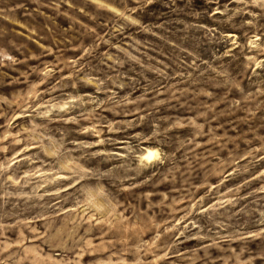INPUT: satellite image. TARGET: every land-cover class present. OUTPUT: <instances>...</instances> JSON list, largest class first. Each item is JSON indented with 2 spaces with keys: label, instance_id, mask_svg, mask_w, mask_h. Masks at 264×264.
<instances>
[{
  "label": "rangeland",
  "instance_id": "1",
  "mask_svg": "<svg viewBox=\"0 0 264 264\" xmlns=\"http://www.w3.org/2000/svg\"><path fill=\"white\" fill-rule=\"evenodd\" d=\"M0 264H264V0H0Z\"/></svg>",
  "mask_w": 264,
  "mask_h": 264
},
{
  "label": "bare ground",
  "instance_id": "2",
  "mask_svg": "<svg viewBox=\"0 0 264 264\" xmlns=\"http://www.w3.org/2000/svg\"><path fill=\"white\" fill-rule=\"evenodd\" d=\"M155 156L154 152L150 151L147 156V160H151Z\"/></svg>",
  "mask_w": 264,
  "mask_h": 264
}]
</instances>
